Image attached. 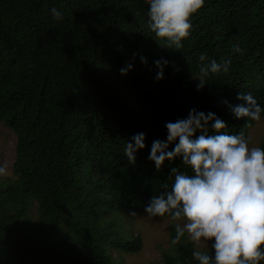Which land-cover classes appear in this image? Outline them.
I'll use <instances>...</instances> for the list:
<instances>
[{
    "label": "trees",
    "instance_id": "1",
    "mask_svg": "<svg viewBox=\"0 0 264 264\" xmlns=\"http://www.w3.org/2000/svg\"><path fill=\"white\" fill-rule=\"evenodd\" d=\"M148 10L145 0H0V123L17 137L0 177V264H127L124 254L144 249L130 213L171 188L172 167L191 173L180 158L160 171L148 159L166 122L195 108L248 137L255 121L223 101L251 93L264 106V0H205L180 49L156 41ZM161 58L169 64L157 81ZM227 59L228 72L197 91L202 64ZM139 132L146 146L133 165L124 147ZM176 224L160 264H198L187 233L171 244Z\"/></svg>",
    "mask_w": 264,
    "mask_h": 264
},
{
    "label": "clouds",
    "instance_id": "2",
    "mask_svg": "<svg viewBox=\"0 0 264 264\" xmlns=\"http://www.w3.org/2000/svg\"><path fill=\"white\" fill-rule=\"evenodd\" d=\"M149 5L148 28L163 47L180 49L191 35V17L204 6L205 0H145ZM52 16L60 21L62 13L51 8ZM235 52L241 49L236 47ZM201 62L208 58L199 57ZM142 64H147L141 56ZM155 79L164 78L169 61H154ZM231 60H211L200 68L197 91L205 85L211 74L227 73ZM133 70L129 63L119 71L127 75ZM243 103L227 105L236 119L260 121L264 106L251 93L237 94ZM254 126V125H253ZM166 140H154L148 159L160 171L167 161L171 164L180 158L191 173L170 169L171 188L165 184L164 192L153 195L144 212L150 217H164L174 221L176 235L172 245L179 244L187 233L197 244L210 243L211 254L194 251L198 264H260L264 261V148L250 147V138L241 131L229 134L226 123L215 113L191 109L186 118L166 122ZM210 128L212 134H209ZM145 133L139 132L126 142L124 155L135 165L136 153L145 148ZM170 145H174L169 150ZM260 145V144H259ZM9 174L6 164L0 163V177ZM136 216L135 212L130 213Z\"/></svg>",
    "mask_w": 264,
    "mask_h": 264
},
{
    "label": "rangeland",
    "instance_id": "3",
    "mask_svg": "<svg viewBox=\"0 0 264 264\" xmlns=\"http://www.w3.org/2000/svg\"><path fill=\"white\" fill-rule=\"evenodd\" d=\"M250 147H259L264 141V118L256 121L250 131ZM17 137L7 127L0 123V163L8 166L11 171L12 163L15 159V149ZM135 230L139 232L144 239V249L135 255L124 254L127 264H160L162 251L170 247L169 244V226L174 221L170 217H150L144 209L136 213ZM211 243V242H210ZM210 243L197 244L199 251L205 252Z\"/></svg>",
    "mask_w": 264,
    "mask_h": 264
}]
</instances>
